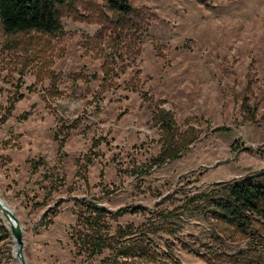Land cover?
<instances>
[{"label": "rangeland", "instance_id": "obj_1", "mask_svg": "<svg viewBox=\"0 0 264 264\" xmlns=\"http://www.w3.org/2000/svg\"><path fill=\"white\" fill-rule=\"evenodd\" d=\"M132 2L150 20L141 54L115 88L98 92L100 49H87L100 27L89 19L64 17L62 32L43 35L45 49H34L46 51L39 66L51 65L52 55L49 69L61 73L60 94L50 98L54 110L43 99L50 80L36 82L33 61L20 74L15 55L0 59V195L23 228L28 264H98L74 254L68 233L76 222V199L95 200L111 211L131 205L170 210L211 184L264 170V0ZM3 36L0 27V54ZM76 73L98 79L84 82ZM136 73L139 84L132 91L128 82ZM17 93L23 99L2 120ZM147 94L180 132L189 126L196 130L179 157L159 166L154 159L169 134L153 120L156 108L143 99ZM59 118L78 121L61 151L54 139ZM98 137L104 140L92 147ZM86 156H94L92 164L85 165ZM49 219L52 223L45 225ZM143 220L127 214L118 222ZM184 224L180 235H194L202 244L218 231L224 252L247 243L221 234L203 217L185 218ZM2 225L7 227L1 214L0 264H20L11 232L7 227L5 237ZM173 250L184 264H207L177 240Z\"/></svg>", "mask_w": 264, "mask_h": 264}, {"label": "trees", "instance_id": "obj_2", "mask_svg": "<svg viewBox=\"0 0 264 264\" xmlns=\"http://www.w3.org/2000/svg\"><path fill=\"white\" fill-rule=\"evenodd\" d=\"M147 13L135 6L132 0H102V4L94 0H0V27L6 37L2 39L4 52L0 54V59L15 55L21 65L18 69L20 74L33 61L37 68L36 82L45 76L50 80L43 99L46 106L54 110L50 98L60 94L58 80L61 73L49 69L54 62L52 55L47 59L51 65L39 66L46 54L45 50L42 53L34 50L43 46L41 37L59 35L63 30L64 17L97 22L99 31L87 51L93 53L96 48L100 49L96 57L103 61L98 91L101 94L119 86L120 75L125 74L129 65L135 64L137 56L141 54L142 37L147 32L150 20ZM13 36L25 37L14 39ZM25 40L26 44H22ZM102 47L107 48L101 51ZM75 75L84 82L98 79L97 74ZM138 82L136 73L128 82L130 90L136 91ZM27 88L29 91L32 89L31 86ZM23 97V93H17L5 109L2 120L11 115L14 104ZM143 99L155 104V108L159 106L148 94ZM159 110L154 109L153 120L160 122L169 135L168 142H163L159 155L154 159L156 166L179 157L180 152L196 137L193 127L189 126L188 131L180 132L170 123L172 117L168 118L169 113L166 116L164 111L161 113ZM29 113H24L21 118L27 119ZM59 121L54 139L61 151L78 121L69 122L61 118ZM222 129L226 128H217ZM103 140L101 137L94 138L92 147H98ZM93 160L94 156H86L84 163L89 165ZM36 166V163L32 164L33 169ZM74 202L76 222L68 233L74 254L84 256L86 260H98V264H184L173 250L176 240L182 249L201 256L207 264H264V170L211 184L186 195L181 205L170 210L131 205L111 211L95 200L83 198ZM127 214L143 216L144 220L137 224L119 223V219ZM195 216L211 220L215 228L228 238H245V247L232 253L224 252L225 247L220 242L222 237L218 231L210 243L204 244L198 243L194 235L181 236L185 218ZM51 220L45 225L52 223ZM1 227L5 237H8L10 232L7 227ZM196 244L201 249H194Z\"/></svg>", "mask_w": 264, "mask_h": 264}, {"label": "water", "instance_id": "obj_3", "mask_svg": "<svg viewBox=\"0 0 264 264\" xmlns=\"http://www.w3.org/2000/svg\"><path fill=\"white\" fill-rule=\"evenodd\" d=\"M0 213L7 222L11 235L15 243L14 256L20 264H28L24 253L23 228L14 211L0 202Z\"/></svg>", "mask_w": 264, "mask_h": 264}, {"label": "bare ground", "instance_id": "obj_4", "mask_svg": "<svg viewBox=\"0 0 264 264\" xmlns=\"http://www.w3.org/2000/svg\"><path fill=\"white\" fill-rule=\"evenodd\" d=\"M0 202L2 203V205H6V206H8L10 209H12V208L10 207V205L7 203V201H6L4 198L1 197V195H0ZM12 211H13V209H12Z\"/></svg>", "mask_w": 264, "mask_h": 264}]
</instances>
